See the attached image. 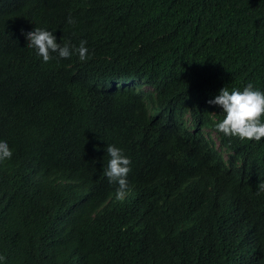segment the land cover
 <instances>
[{"label":"trees","instance_id":"16d2710c","mask_svg":"<svg viewBox=\"0 0 264 264\" xmlns=\"http://www.w3.org/2000/svg\"><path fill=\"white\" fill-rule=\"evenodd\" d=\"M36 27L52 31L62 46L87 41L89 58L52 53L41 64L25 36ZM7 45L33 76L60 70L61 77L83 76L87 83L144 79L162 88L163 102L190 107L196 131L181 130L183 140L172 147L174 164L157 162L143 182L136 181L150 189L139 185L128 202L105 204L92 218L104 199L95 191L84 216L64 225L55 242L44 236L43 247L33 243L52 215L34 202L45 200L50 177L35 186L25 175L50 169L69 147L89 140L71 136L88 114V102L75 99L77 110H68L74 128L63 140L48 127L26 133L28 120L21 124L0 112V135L37 158L19 157L0 172V255L6 257L0 264H264V193L257 195L264 138L242 141L218 132L223 110L207 103L223 87L243 90L252 83L264 91V0H0V47ZM38 80L24 88L31 91ZM59 87L71 92L76 86ZM117 98L109 97L114 106ZM203 128L216 133L228 156L200 137ZM135 129L134 135L125 132L128 145L145 140L144 131ZM44 133L47 147L37 148L34 140Z\"/></svg>","mask_w":264,"mask_h":264},{"label":"clouds","instance_id":"9594fccd","mask_svg":"<svg viewBox=\"0 0 264 264\" xmlns=\"http://www.w3.org/2000/svg\"><path fill=\"white\" fill-rule=\"evenodd\" d=\"M68 23H75L71 15ZM25 36L27 47L43 58L41 64L48 63L53 58L52 53L64 59L74 53L78 54L80 61L89 58L85 40H81L78 47L70 42L62 46L52 31L39 27ZM11 48V45H7L6 49L0 47V112L21 124L28 120L26 133H40L48 127L58 140H63L74 128V119L68 118V110L71 107L77 110L75 99L79 97L88 102V114L71 136L79 143L83 137L89 140L80 147H69L52 160L50 169H35L25 175L35 186L45 185L50 177L45 200H35L34 204L50 210L52 216L47 219L46 227L40 228L33 244L38 240L44 247V236L55 242L64 225H72L77 217L84 216L91 208L95 191L104 199L90 212L92 218L105 204L128 202L137 193L139 185L144 184L150 189L147 183L136 181L140 179L143 182V175L157 162L167 163L168 166L174 164L172 156L175 150L172 147L183 140L184 137L180 138L181 130L192 134L196 131L191 127L194 118L190 107L183 111L181 107L174 106L175 102H163L160 99L162 88L156 89L144 79L120 78L87 83L83 76L61 77L60 70H50V76L46 70L33 76L23 71L21 60L10 52ZM34 77L39 78L36 86L31 91L26 90L24 87ZM44 82L48 83L46 88ZM63 82L73 83L77 88L66 92L59 87ZM112 93L118 96L116 106L109 100ZM207 103L223 110V119L215 124L218 132L242 141L259 142L264 138V91L255 89L252 83L243 90L223 87ZM0 124L5 123L0 120ZM135 128L144 131L145 140L139 145H128L125 132L130 131L134 135ZM46 134H38L34 146L47 147ZM200 137L209 143L211 149L223 152V157L228 156L225 152L227 146L221 145L214 131L203 128ZM19 157L37 159L35 153H26L21 146L17 148L8 135H0V172ZM260 193H264V180L257 185V195ZM161 199L164 205L165 198ZM150 204L156 205L154 196ZM34 212L41 219V215ZM255 251L252 249V253ZM216 255L222 258V251ZM4 261L6 257L0 255V262Z\"/></svg>","mask_w":264,"mask_h":264}]
</instances>
